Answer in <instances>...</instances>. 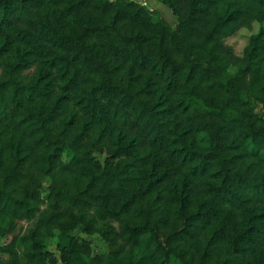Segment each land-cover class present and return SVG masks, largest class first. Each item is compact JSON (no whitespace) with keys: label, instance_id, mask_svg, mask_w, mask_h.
<instances>
[{"label":"trees","instance_id":"trees-1","mask_svg":"<svg viewBox=\"0 0 264 264\" xmlns=\"http://www.w3.org/2000/svg\"><path fill=\"white\" fill-rule=\"evenodd\" d=\"M161 2L0 0V264H264V0Z\"/></svg>","mask_w":264,"mask_h":264},{"label":"rangeland","instance_id":"rangeland-1","mask_svg":"<svg viewBox=\"0 0 264 264\" xmlns=\"http://www.w3.org/2000/svg\"><path fill=\"white\" fill-rule=\"evenodd\" d=\"M142 3H147L152 6L153 9L158 10L159 14L156 18H163L167 20L171 25L175 26L177 23V18L173 14L172 10L161 2V0H143ZM264 23L255 22L252 28H242L236 32L233 36L229 37L226 41L231 45L235 52L239 55L243 54L245 47L249 42V38L253 33L258 32ZM257 111L264 114V107L259 106ZM72 156V153L69 150H66L63 154V159L68 161ZM99 157L103 160L104 154H99ZM51 180L49 177L44 180V194L47 193L48 186L50 185ZM34 220H16L12 225H3L4 233L0 237V246L6 245L13 237L22 236L26 234L29 228L33 225ZM74 233L80 237H83L91 242L92 255L105 253L108 251V244L102 239L99 234L89 235L82 231V229H77ZM47 248L54 252L55 255L60 259V252L57 249V237H51L47 239ZM0 257L7 258L8 254L0 250ZM59 264H62L59 261ZM172 264H179L176 260H173Z\"/></svg>","mask_w":264,"mask_h":264},{"label":"water","instance_id":"water-1","mask_svg":"<svg viewBox=\"0 0 264 264\" xmlns=\"http://www.w3.org/2000/svg\"><path fill=\"white\" fill-rule=\"evenodd\" d=\"M136 1L142 3L143 0H136ZM144 5H146L149 10H153V8L150 4L144 3Z\"/></svg>","mask_w":264,"mask_h":264}]
</instances>
